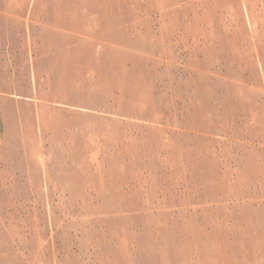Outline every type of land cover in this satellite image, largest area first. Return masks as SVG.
Wrapping results in <instances>:
<instances>
[{
    "label": "rangeland",
    "instance_id": "obj_1",
    "mask_svg": "<svg viewBox=\"0 0 264 264\" xmlns=\"http://www.w3.org/2000/svg\"><path fill=\"white\" fill-rule=\"evenodd\" d=\"M0 264H264V0H0Z\"/></svg>",
    "mask_w": 264,
    "mask_h": 264
}]
</instances>
